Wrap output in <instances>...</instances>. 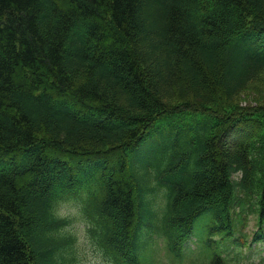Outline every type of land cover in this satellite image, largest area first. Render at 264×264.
I'll use <instances>...</instances> for the list:
<instances>
[{
    "label": "trees",
    "instance_id": "obj_1",
    "mask_svg": "<svg viewBox=\"0 0 264 264\" xmlns=\"http://www.w3.org/2000/svg\"><path fill=\"white\" fill-rule=\"evenodd\" d=\"M261 72L264 0H0V264H78L69 202L110 264L263 242Z\"/></svg>",
    "mask_w": 264,
    "mask_h": 264
},
{
    "label": "rangeland",
    "instance_id": "obj_2",
    "mask_svg": "<svg viewBox=\"0 0 264 264\" xmlns=\"http://www.w3.org/2000/svg\"><path fill=\"white\" fill-rule=\"evenodd\" d=\"M246 91L247 92L240 97L241 105L258 107L261 109L264 108V72H261L255 76L253 82L250 83ZM155 167L156 166H153L152 168ZM144 188L148 190L152 189L150 192V197L154 200L152 201V204L154 205L157 214L161 215L164 205L167 204L168 190L161 187L159 188L154 179H152L151 182H148ZM60 210V214L62 216L67 217L74 222L72 231L77 234L76 237L78 238L76 245L78 264H86L90 258L102 259L104 264H110L104 255L97 249L93 248L87 241L84 222L80 216L78 206L69 202L62 205ZM203 225L205 224H201L198 220L196 229L201 230ZM257 230L255 218L250 215L246 221V225L242 228V232H244V234H248L250 248L244 247L238 249L236 252H232L228 258L229 264H264V241L257 244L252 242L254 238L253 234ZM160 244L162 247L165 246L163 242H160L159 245ZM159 245L153 246V249L151 250L152 253L150 252L148 254L145 264H171V262L175 264H195L196 262L194 257L202 256L198 249L201 246L198 247L196 245L195 249L191 248L189 244L187 245L189 250H186V253H183V255L180 257H174L168 251L164 252V256H160L158 250ZM194 251H196L195 254H191L194 253ZM159 256L161 258L160 263H158L156 259Z\"/></svg>",
    "mask_w": 264,
    "mask_h": 264
},
{
    "label": "clouds",
    "instance_id": "obj_3",
    "mask_svg": "<svg viewBox=\"0 0 264 264\" xmlns=\"http://www.w3.org/2000/svg\"><path fill=\"white\" fill-rule=\"evenodd\" d=\"M63 218V217H61ZM86 264H104V261L102 259H98V258H90Z\"/></svg>",
    "mask_w": 264,
    "mask_h": 264
}]
</instances>
